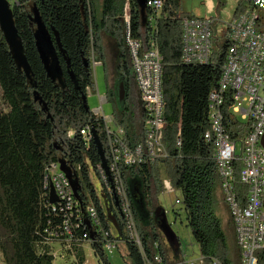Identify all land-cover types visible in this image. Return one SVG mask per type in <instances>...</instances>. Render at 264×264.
<instances>
[{"label": "trees", "instance_id": "1", "mask_svg": "<svg viewBox=\"0 0 264 264\" xmlns=\"http://www.w3.org/2000/svg\"><path fill=\"white\" fill-rule=\"evenodd\" d=\"M127 1L14 0L15 26L31 78L18 68L0 28V254L4 264H53L52 242L64 239L70 242L78 264H85L84 235L92 239L99 263L110 264L102 235L85 224L83 218L82 224L71 221V234L65 231L64 214L50 205L44 179L46 169L53 163L80 165L83 190H89L94 199L91 204L84 194L83 205L96 207L103 228L114 238L105 206L94 196L89 176L90 167L97 174L101 156L94 142L90 148L85 146L80 131L87 126L94 128L106 151V124L91 112L87 101L89 91L95 89L93 59L107 68L101 47L106 34L118 42L120 82L126 86L123 101L113 91L107 92V102L114 109L111 118L124 131L128 147L144 143V110L140 113L138 96L136 102H131L128 95L131 82L139 90L126 43ZM163 2L160 13H156L142 10L137 0H129L133 37L142 42L143 52L154 44L161 55L165 103L162 144L166 158L121 168L142 244L151 254L159 242L158 222L147 219L145 208H160L158 196L165 191L161 174L164 166L172 188L182 195L187 226L198 245L202 264H241L235 232L232 248L218 218L223 205L229 213L230 210L214 158V140L206 139L207 133L212 132L209 97L221 80L229 44L224 34L221 42L214 31L210 62H183V19L193 16L180 10V0ZM246 7L244 0H239L234 17ZM36 12L53 44V49L45 50L52 76L37 46ZM233 107V94L227 92L221 107L223 124L225 133L236 141L248 132L249 123L239 120ZM136 108H140V116ZM69 131H75L74 137L68 138ZM234 168L235 190L244 205L248 187L240 183L242 164L235 162ZM112 215L117 218L114 210ZM150 225L151 232L147 229ZM119 228L118 242L126 244L131 264H144L138 246L128 240L120 222ZM123 259L130 264L126 257Z\"/></svg>", "mask_w": 264, "mask_h": 264}, {"label": "built area", "instance_id": "2", "mask_svg": "<svg viewBox=\"0 0 264 264\" xmlns=\"http://www.w3.org/2000/svg\"><path fill=\"white\" fill-rule=\"evenodd\" d=\"M247 7L237 17L224 24V35L229 47L226 62L218 87L209 97L210 120L212 132L207 133L208 141L214 140V158L222 180V189L226 204L229 207L235 228V236L241 251V264L264 263V148L261 141L264 137V0H244ZM163 0H148L147 9L160 13ZM127 24L126 43L129 49L136 83L143 105L145 122V140L142 145L130 148L124 143V131L116 126L111 117L107 118L101 111L95 115L103 118L106 124L107 144L106 157L110 176H107L102 164L97 167V176L103 184L104 194L116 198L123 229L128 240L138 246L144 264H202L203 259L187 261L182 255L176 261H169L163 253L162 245L156 242L154 253H147L138 230L134 211L127 193L122 166H134L143 162H157L166 158L162 144L164 121V97L162 88L163 69L161 55L154 44L143 52V44L133 37L131 29V11L129 0L125 6ZM210 19L186 17L183 19L182 52L183 62L209 63L213 54L214 25ZM101 63L95 61V66ZM92 91H89L91 94ZM227 92H232L233 111L236 117L249 123V130L242 139L233 141L225 133L221 107ZM107 102L106 98L103 100ZM75 131H69L68 138L74 137ZM85 146L93 143L90 126L80 131ZM240 162V183L248 187V195L244 205L238 199L235 190L234 163ZM69 166V165H68ZM74 180L81 186L80 196L84 195L81 185L82 168L69 166ZM46 190L50 186L55 190L58 202L54 211L64 214V229L71 234V221L87 224L101 234L104 249L109 254L116 247L117 238H113L102 226L95 206L84 207V203L76 199L71 181L60 170L59 163H53L46 169L44 179ZM165 191H174L170 182L164 180ZM50 199V194H49ZM182 205L181 199H177ZM85 208V209H84ZM86 214V215H85ZM79 227V226H78ZM87 243H92L88 235H84ZM218 264V262H215Z\"/></svg>", "mask_w": 264, "mask_h": 264}, {"label": "rangeland", "instance_id": "3", "mask_svg": "<svg viewBox=\"0 0 264 264\" xmlns=\"http://www.w3.org/2000/svg\"><path fill=\"white\" fill-rule=\"evenodd\" d=\"M9 2L11 3V6L14 4V0H9ZM238 3L239 0H180V10L183 13L192 15L198 19H210L215 21L214 31L217 35L216 37L222 42L224 41V36H222L223 38L220 36L224 34V24L233 19ZM260 15L264 17V12L260 11ZM101 47L107 63V68H104L102 65L96 67L95 60L93 59L95 89L91 94H88L87 101L91 112L95 114L96 111H101L105 117L109 118L113 116V105L104 102L103 100L106 98L108 91H113L116 97H119L120 84L122 83L120 82L122 77L119 69L120 49L118 47V42L106 34H103ZM128 95L131 102L137 101L138 94L133 82L129 83ZM136 110L137 115L140 116V108H136ZM161 174L163 180H168L165 175L164 166H161ZM89 176L95 191L94 196L98 198L104 206L105 201L102 198L103 184L95 173L93 167H90ZM173 190L174 191L171 192L164 191L161 193L158 196V205L165 211L168 225L176 235V238L174 241L170 240V238L159 228L157 229L159 242L162 245L163 253L166 257H175L178 260L183 254L187 261L198 260L200 251L187 226L186 213L183 210V206L176 203L177 199H181L182 195L176 189ZM84 194L88 199V202L93 204L94 199L89 190H86ZM159 212L160 211L152 216L153 222L158 221ZM218 218L220 219L223 230L227 234L231 247L233 248L235 228L232 223L231 214L226 206L223 205L221 211L218 213ZM147 229L151 232V225L148 226ZM111 232L115 238L120 236L119 232L113 228V226L111 227ZM84 252L86 257L85 264H100L99 259L94 254L92 244L85 243ZM106 255L108 256L110 264H126L123 256L126 257L127 261L131 264V260L127 257V246L122 241L116 243V247L113 249L112 254H109L108 251H106ZM50 256L53 259V264H78L77 259L71 251L70 242L65 239L52 242ZM0 264H4L1 254Z\"/></svg>", "mask_w": 264, "mask_h": 264}, {"label": "water", "instance_id": "4", "mask_svg": "<svg viewBox=\"0 0 264 264\" xmlns=\"http://www.w3.org/2000/svg\"><path fill=\"white\" fill-rule=\"evenodd\" d=\"M137 2L142 8V10L145 11L147 9L148 0H137ZM34 21L37 27L36 39H37V46L39 49V53L48 71V74L52 76V71L50 69V61H49L48 55L45 50L47 48L53 49L52 47L53 44H52L50 35L48 31L46 30V28L43 26L37 12L35 13ZM0 28L3 32L4 38L9 46L12 57L14 61L16 62L18 68L23 70L25 75L28 78H31V68L25 56V49H24L23 43L20 39L18 30L15 26L13 10H12V6L9 0H0ZM125 96H126V86H125V82L122 81V83L120 84V92H119L120 101H123L125 99ZM92 136H93V142L98 149L99 155L101 156V164L103 168L105 169L107 176H110L105 149L94 128L92 129ZM261 144H262V147L264 148V137L262 138ZM58 163L60 165V170L71 181L76 199L80 202H83L80 196L81 186L77 180H74L73 173L71 169L69 168L68 164L65 161H60ZM49 192H50V203L54 205L58 202V199H57L55 190L52 186H50ZM102 198L104 200L106 199L104 194H102ZM116 205L118 206L117 199H116ZM105 209H106L107 216L109 217L111 224L119 232V235H120L121 230L119 228V221L117 220V218L113 217L112 210L110 207L107 206L106 203H105ZM157 222H158L159 228L170 238V240L174 241L176 238V235L173 233L170 226L168 225L166 213L163 209H161L158 214Z\"/></svg>", "mask_w": 264, "mask_h": 264}, {"label": "flooded vegetation", "instance_id": "5", "mask_svg": "<svg viewBox=\"0 0 264 264\" xmlns=\"http://www.w3.org/2000/svg\"><path fill=\"white\" fill-rule=\"evenodd\" d=\"M121 77H122V75H121ZM122 79V78H121ZM120 79V80H121ZM103 194H104V191H103ZM105 195V197H106V199L104 200L105 201V203L107 204V206L108 207H110L111 208V210H114V212H115V215H116V217H117V219H118V221L120 222V223H122V218H121V216H120V213H119V211H118V209H116V198H111L110 196H107L106 194H104ZM149 204V203H148ZM104 206H105V204H104ZM147 208H145L146 209V211H147V219L149 220V218L150 219H152V216L155 214V213H157L158 211H160L161 210V208H158V209H152L149 205L148 206H146ZM144 209V208H143ZM123 224V223H122Z\"/></svg>", "mask_w": 264, "mask_h": 264}, {"label": "crops", "instance_id": "6", "mask_svg": "<svg viewBox=\"0 0 264 264\" xmlns=\"http://www.w3.org/2000/svg\"><path fill=\"white\" fill-rule=\"evenodd\" d=\"M234 15H235V13H234ZM234 15H233V17H234ZM137 93H138V103L140 104V108H141V111H143V105H142V102H141V99H140V94H139V92L137 91ZM106 100H107V98H106ZM113 225L111 224V227H112ZM114 228V227H113ZM118 239H119V237L117 238V243H118ZM183 255V254H182ZM181 255V256H182ZM165 257H166V255H165ZM166 259L167 260H169V261H173V262H176V261H178L175 257H166Z\"/></svg>", "mask_w": 264, "mask_h": 264}]
</instances>
